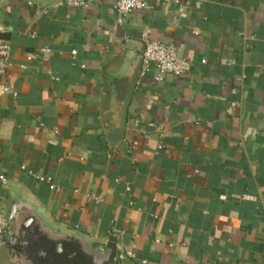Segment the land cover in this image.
Wrapping results in <instances>:
<instances>
[{
	"label": "crops",
	"instance_id": "1",
	"mask_svg": "<svg viewBox=\"0 0 264 264\" xmlns=\"http://www.w3.org/2000/svg\"><path fill=\"white\" fill-rule=\"evenodd\" d=\"M25 1L0 0L17 91L0 99V227L15 203L11 230L35 211L53 239L106 254L113 237L117 264H264V0H144L121 22L116 0H32V17ZM145 39L192 66L139 74L123 153L106 134ZM0 264L26 262L0 242Z\"/></svg>",
	"mask_w": 264,
	"mask_h": 264
},
{
	"label": "water",
	"instance_id": "2",
	"mask_svg": "<svg viewBox=\"0 0 264 264\" xmlns=\"http://www.w3.org/2000/svg\"><path fill=\"white\" fill-rule=\"evenodd\" d=\"M24 7L30 17L38 11V4L32 0H26ZM8 34L1 32L0 39L5 41ZM143 48L144 44L128 76L126 92L120 100L118 117L106 134L108 144L123 153L127 151V142L124 139L126 108L139 77ZM16 211L17 205L13 203L8 223L0 227V242L8 250L14 251L17 256H22L26 264H117L113 237L109 238L106 254L100 250H90L82 240L71 235L53 239L40 228L41 220L35 211H31L26 218L22 219L19 227L13 231L9 221L14 218Z\"/></svg>",
	"mask_w": 264,
	"mask_h": 264
},
{
	"label": "built area",
	"instance_id": "3",
	"mask_svg": "<svg viewBox=\"0 0 264 264\" xmlns=\"http://www.w3.org/2000/svg\"><path fill=\"white\" fill-rule=\"evenodd\" d=\"M88 2L89 0H66V3L73 7L85 6ZM146 7L147 4L144 0H116L114 10L117 14V22H121V19L130 11L144 9ZM34 34L35 32L30 33L31 36ZM71 53L75 54V50H72ZM49 54L50 48L42 47L37 54L27 55L26 60L36 58L44 60ZM202 62H204V60H202ZM10 66V46L6 41L0 39V99L6 94H10L13 97L17 96V91L11 80V74L9 71ZM191 66L192 61L180 57L173 45L165 44L156 40H144L139 72L141 76L146 75L148 71L154 69L152 79L156 82L161 81L167 74H171L176 78H183L189 74ZM28 173L32 174L38 181L49 183L51 189L54 188V185L51 184V178L35 174L31 171H28ZM0 180L2 182L6 181L3 176H0Z\"/></svg>",
	"mask_w": 264,
	"mask_h": 264
}]
</instances>
